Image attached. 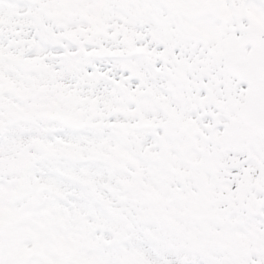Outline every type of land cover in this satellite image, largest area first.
Instances as JSON below:
<instances>
[{"label": "snow or ice", "instance_id": "snow-or-ice-1", "mask_svg": "<svg viewBox=\"0 0 264 264\" xmlns=\"http://www.w3.org/2000/svg\"><path fill=\"white\" fill-rule=\"evenodd\" d=\"M0 264H264V0H0Z\"/></svg>", "mask_w": 264, "mask_h": 264}]
</instances>
